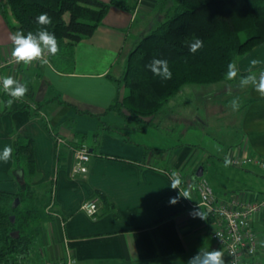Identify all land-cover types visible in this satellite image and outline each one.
Masks as SVG:
<instances>
[{
	"label": "crops",
	"instance_id": "obj_1",
	"mask_svg": "<svg viewBox=\"0 0 264 264\" xmlns=\"http://www.w3.org/2000/svg\"><path fill=\"white\" fill-rule=\"evenodd\" d=\"M101 1L109 3L107 13L94 32L75 45L72 72L56 70L48 55L47 63H15L0 72V78L10 75L27 87L24 97L13 99L0 82V152L5 146L12 148L18 134L32 137L37 175L33 184L40 193L51 187L34 261L58 260L69 253L71 264H187L203 248L222 250L228 264L225 251L210 236L211 216L200 204L196 184L206 179L218 202L264 199L260 166L233 163L244 157L264 158V98L247 86L250 101L240 116L241 143L231 148L196 129L184 130L178 138L179 127L163 119L145 130L122 125L119 115L107 109L126 93L117 79L129 49L142 34L137 30L131 44L129 37L142 21L141 31L146 33L160 9L157 0ZM138 15L143 20L135 22ZM10 16L7 13L8 24L0 12V59L12 53L9 36L15 31L10 25L16 22ZM252 59L261 63L249 72ZM236 65L258 77L264 67V42ZM23 103L31 108L36 103L37 113L30 114ZM103 123L118 129L107 130ZM81 144L90 152L87 169L71 173L74 150ZM223 153L231 160L227 167L220 158ZM199 166L202 177L196 175ZM13 171L12 153L7 163L0 161V189H17ZM173 173L191 198L181 197L176 205L169 204L179 193L170 187ZM87 200L98 204L93 216L81 209ZM199 207L206 219L190 215ZM252 222L258 237L254 260L264 262V208Z\"/></svg>",
	"mask_w": 264,
	"mask_h": 264
},
{
	"label": "trees",
	"instance_id": "obj_2",
	"mask_svg": "<svg viewBox=\"0 0 264 264\" xmlns=\"http://www.w3.org/2000/svg\"><path fill=\"white\" fill-rule=\"evenodd\" d=\"M5 3L16 22V26L10 25L15 32H35L41 27L36 17L42 12L49 14L53 23L48 30L54 32L59 51L55 56L48 53V59L62 72L73 71L75 45L94 32L109 7V3L101 0H5ZM3 4L0 0V12L10 24ZM156 4L161 14L159 23L140 35L129 49L117 79L126 93L117 96L107 109L136 122L139 130L158 126L161 114L166 115L165 105L183 86L221 82L230 62L236 64L237 59L264 42V0H157ZM194 38L203 41V47L195 54L188 48ZM154 58L169 62L170 80H162L149 70L147 65ZM249 101L247 95L243 109ZM22 108L34 115L39 107L36 103L33 108L23 103ZM103 126L107 130L117 128L105 123ZM179 131L178 138L184 130ZM12 149L17 189H0V264H41L45 259L34 261L38 250L34 245L39 241L42 220L48 214L43 208L51 203V187L40 193L33 184L37 175L32 137L18 134L12 141ZM225 153L220 158L225 159ZM16 197L18 204L13 207Z\"/></svg>",
	"mask_w": 264,
	"mask_h": 264
},
{
	"label": "clouds",
	"instance_id": "obj_3",
	"mask_svg": "<svg viewBox=\"0 0 264 264\" xmlns=\"http://www.w3.org/2000/svg\"><path fill=\"white\" fill-rule=\"evenodd\" d=\"M36 23L41 27L35 32L29 31L25 34L21 31H16L9 36V39L13 44L11 55L17 63L22 62L23 64L28 65L36 60H39L42 63H47V60L44 59L45 51L53 56L59 51L58 41L54 32L48 30V26H51L53 23L49 14L47 12L39 14L36 17ZM202 47L203 41L199 38H194V40L188 45L189 51L193 54L198 52ZM260 63L261 61L252 59L250 61L249 72ZM147 67L153 75L160 77L162 80H170L172 78L169 62L166 59L154 58ZM238 75L239 69L237 68V65L230 62L227 66L226 78L228 80H234ZM0 82H2L4 91L13 99L22 98L27 92V87L10 75L0 78ZM249 84L252 85V88L261 98H264V69L259 72L258 77L254 74L240 77L241 87H245ZM12 102L13 100L10 99L7 103L10 106ZM230 105L234 111L238 110L240 106L239 97L233 98L230 101ZM12 153L13 149L10 146H5L3 151L0 152V161L7 163L11 159ZM230 164L231 160L225 156L224 165L227 167ZM181 184V178L176 173H173L170 187L173 190L179 189V193L177 196L169 198L170 205H176L181 197L191 199L189 192L181 189ZM190 215H192L193 218L199 217L201 219H206L200 207L199 210H194ZM223 256L224 253L222 250H205L200 248L197 254L187 261V264H225Z\"/></svg>",
	"mask_w": 264,
	"mask_h": 264
},
{
	"label": "rangeland",
	"instance_id": "obj_4",
	"mask_svg": "<svg viewBox=\"0 0 264 264\" xmlns=\"http://www.w3.org/2000/svg\"><path fill=\"white\" fill-rule=\"evenodd\" d=\"M2 1L4 10L9 13L5 0ZM160 17L161 14H157L153 19V27L159 23ZM139 20L143 19L138 15L135 22ZM142 29L143 21L134 25L129 37V44H131L137 30H140V34H143ZM245 73L239 70V75L234 80L225 78L221 82L216 83L187 84L183 86L179 93L165 105L166 115L165 113L161 114L160 123L163 120H167L169 123L172 121L174 126L179 127L180 130H201L208 137L229 148L239 145L241 143L239 121L247 99L246 90L248 86H240V77L247 76ZM235 97H239L240 106L238 110L234 111L230 101ZM118 117L120 123L126 127H130L129 125L137 126L134 121L126 120L121 116ZM45 208H43L44 211L49 209V207ZM39 244V241L35 243L34 247L36 250Z\"/></svg>",
	"mask_w": 264,
	"mask_h": 264
},
{
	"label": "built area",
	"instance_id": "obj_5",
	"mask_svg": "<svg viewBox=\"0 0 264 264\" xmlns=\"http://www.w3.org/2000/svg\"><path fill=\"white\" fill-rule=\"evenodd\" d=\"M142 1L137 0V3ZM47 55L48 52L45 51L44 58ZM15 63L17 62L12 55L0 59V72L3 67ZM89 159L90 152L86 145L76 147L70 172H85ZM233 163H256L264 171V158L262 157L234 159ZM196 188L200 204L211 216L210 236L225 251L228 264H264V262L254 260L258 248V237L252 222L253 215L264 208V199L253 203H241L237 200L218 202L214 197L213 188L204 178L198 180ZM81 209L87 215L93 216L98 210V204L95 200H87L82 203ZM72 262L73 258L67 253L58 260L45 259L41 264H71Z\"/></svg>",
	"mask_w": 264,
	"mask_h": 264
},
{
	"label": "water",
	"instance_id": "obj_6",
	"mask_svg": "<svg viewBox=\"0 0 264 264\" xmlns=\"http://www.w3.org/2000/svg\"><path fill=\"white\" fill-rule=\"evenodd\" d=\"M196 175L197 176H201L202 175V167L201 166H199L198 167V169H197V172H196ZM18 197H16L15 199H14V201H13V203H12V206L13 207H15L17 204H18ZM10 219H11V221L13 222L14 221V215H11L10 216Z\"/></svg>",
	"mask_w": 264,
	"mask_h": 264
}]
</instances>
